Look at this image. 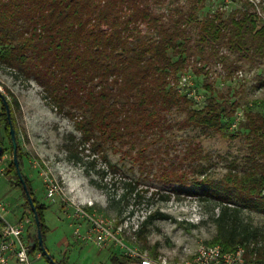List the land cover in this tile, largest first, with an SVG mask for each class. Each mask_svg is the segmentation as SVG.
<instances>
[{"label": "trees", "instance_id": "trees-1", "mask_svg": "<svg viewBox=\"0 0 264 264\" xmlns=\"http://www.w3.org/2000/svg\"><path fill=\"white\" fill-rule=\"evenodd\" d=\"M205 1L0 0V66L33 80L58 113L73 119L76 146L117 144L140 169L150 172L156 164L153 173L159 181L201 187L218 202L216 234L208 243L224 249L242 244L246 261L264 264V225L243 215V210L264 215V114L246 108L237 124L248 142L246 161L242 166L232 161L217 180L209 173L189 176V169L201 173V160L210 159L197 141L171 155L166 144L155 145L165 136V114L172 109L183 111L184 126L205 131L222 132L231 121L237 102L211 96L196 106L178 91V78L190 66L196 74H206L219 65L223 77L232 78L243 63L264 62V22L254 0H238L240 5L228 11L203 12ZM3 109L0 128L12 150ZM9 114L13 125L10 106ZM0 145L1 156L5 146ZM17 161L20 170V153ZM9 167L11 181L30 209L12 157ZM21 175L31 197L29 180ZM124 185L119 201L133 189L130 181ZM31 199L42 236L43 205ZM153 216L148 214L140 227ZM31 240L35 244L28 245L29 253L37 247V236ZM129 262L138 259L112 254L108 264Z\"/></svg>", "mask_w": 264, "mask_h": 264}, {"label": "rangeland", "instance_id": "rangeland-1", "mask_svg": "<svg viewBox=\"0 0 264 264\" xmlns=\"http://www.w3.org/2000/svg\"><path fill=\"white\" fill-rule=\"evenodd\" d=\"M254 2L264 22V0ZM239 5L238 0H206L203 12L216 8L228 11ZM181 75L189 76V88L201 96L200 103L192 99L196 106L204 105L212 96L227 104L237 102L235 111L242 114L246 108L264 114L263 61L243 63L232 78H224L219 65L211 66L206 74H196L190 66ZM0 93L6 98L8 108L11 107L16 153L23 158L21 173L29 180L31 197L43 205L42 246L54 261L108 264L112 254H124V248L112 241L98 246L84 238L88 223L83 217L85 214L103 217L118 230L117 237L124 244L135 246L143 255L155 259L188 256L198 243L208 242L216 234L214 217L218 202L201 187L159 181L153 173L156 164L150 172L140 169L137 162L122 154L124 147L117 144L106 142L104 149H96L89 143L76 146L79 133L73 127V119L58 113L49 100L43 98L41 87L33 80L16 77L14 71L3 66H0ZM1 111L4 109L0 100ZM182 118V110L172 109L166 113L165 136L157 139L155 145L166 144L171 155L180 152L190 140L197 141L210 159L201 160L205 165L201 173L189 169V176L209 173L217 180L232 161L238 166L244 165L248 142L242 130L232 126L231 121L224 131L212 132L184 126ZM73 135L75 138L71 140L69 136ZM0 141L5 146L1 160L4 173L0 174V199L11 211L7 214L9 221L15 217L30 219L23 233L24 240L28 241L30 236H37V224L20 187L9 176L12 150L3 128H0ZM110 163L115 165L114 168ZM46 177L55 180L59 186L58 192L51 197L46 195ZM128 181L133 189L119 201L125 190L124 183ZM150 213L154 216L140 227ZM243 215L253 224L264 225V215L259 212L243 210ZM39 247L37 244L29 253L31 263L49 264Z\"/></svg>", "mask_w": 264, "mask_h": 264}, {"label": "built area", "instance_id": "built-area-1", "mask_svg": "<svg viewBox=\"0 0 264 264\" xmlns=\"http://www.w3.org/2000/svg\"><path fill=\"white\" fill-rule=\"evenodd\" d=\"M188 78V75L179 76L176 87L187 98L200 103L201 96L194 94L195 90L189 88L190 80ZM242 119H244V114L241 111H235L232 116V126H237ZM2 159L3 156L1 155L0 174L4 173ZM45 185L46 195L49 197L59 190L57 182L51 178H45ZM262 194H264V190ZM10 212L8 204L0 199V264H9V262L13 264H32L28 251V241L23 238L25 225L30 222V219L15 217L13 221H9L7 214ZM83 217L88 221L84 238L90 239L98 246L106 245L109 241H112L124 248V254L137 258L139 264H262L246 261L244 256L245 246L242 244H238L231 249H224L219 243L208 242L198 243L188 256L150 258L143 255L135 246L124 244L117 237L118 230L113 228L103 217L94 214H85ZM38 257L40 256L38 255Z\"/></svg>", "mask_w": 264, "mask_h": 264}, {"label": "water", "instance_id": "water-1", "mask_svg": "<svg viewBox=\"0 0 264 264\" xmlns=\"http://www.w3.org/2000/svg\"><path fill=\"white\" fill-rule=\"evenodd\" d=\"M0 98L2 100V103H3L4 107H5L6 116H7V120H8V124H9V135H10V141H11V146H12V161L14 163L18 178H19V180H20V182L22 184V187L24 189V192L26 194V198H27V201L29 203L30 210H31V212L33 214V218H34L36 224H38V215L36 213L33 201H32V199L30 197V194H29V192H28V190L26 188L25 182H24V180L22 178V175L20 173L19 166H18L17 153H16L17 152V141H16V137H15V131H14L11 119H10V115H9L8 104H7L6 98L1 93H0ZM1 148L2 147L0 145V153H1ZM36 243L40 246L41 252L46 256V258L50 261L51 264H59L56 261H54L47 254L45 248L42 246V237H41L40 231L38 229H37V241H36ZM28 244L29 245H34L35 241L31 240ZM124 264H139V263H130L129 262V263H124Z\"/></svg>", "mask_w": 264, "mask_h": 264}, {"label": "flooded vegetation", "instance_id": "flooded-vegetation-1", "mask_svg": "<svg viewBox=\"0 0 264 264\" xmlns=\"http://www.w3.org/2000/svg\"><path fill=\"white\" fill-rule=\"evenodd\" d=\"M0 100H1V98H0ZM2 106H4V105H3L2 100H1V107H2ZM4 108H5V107H4Z\"/></svg>", "mask_w": 264, "mask_h": 264}]
</instances>
